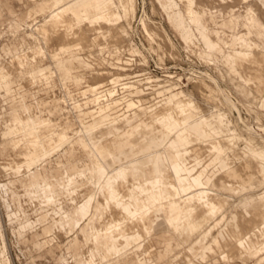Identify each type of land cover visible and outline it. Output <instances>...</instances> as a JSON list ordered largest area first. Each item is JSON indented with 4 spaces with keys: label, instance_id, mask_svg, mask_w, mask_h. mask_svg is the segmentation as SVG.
<instances>
[{
    "label": "rangeland",
    "instance_id": "1",
    "mask_svg": "<svg viewBox=\"0 0 264 264\" xmlns=\"http://www.w3.org/2000/svg\"><path fill=\"white\" fill-rule=\"evenodd\" d=\"M114 1L121 13L120 23L118 22L120 25L117 26L118 37H113V27L117 24L112 23L109 26V22H100L99 26L102 27L98 26L101 30H97L99 31L97 35L93 31L90 32L92 37L97 36L100 43L80 40L76 43L78 41L76 39L75 47L65 53L60 52L57 38L47 43L31 26L35 22H41L56 7L57 0H0V61L8 64L13 53L28 52L33 46H40L43 50L41 56L32 60V64L15 75L11 87L16 88V91L8 95L7 99L0 96V107L5 103L2 107L9 109L8 112L0 115V264H74L72 256L67 254V245L78 231L71 232L68 226L65 229L51 231L52 225L59 228L58 214L54 206L45 203L36 204L27 191H24L29 186L31 174L34 173L36 179L40 181L47 178L58 190L60 183L65 181L66 171L75 175L99 167L102 161L96 152L98 145L90 141L102 140L101 137L104 135L101 128L105 126L113 130L107 134V137L124 135L128 129L132 130L127 134L128 137H137L133 132L146 124V111L155 110L162 100L171 95L185 93L197 99L198 109L190 111L197 117L196 121L206 119L215 125L218 120L217 114L223 112V115L225 114L224 124L227 123L223 131L218 128L219 132L209 135L200 132L196 136L198 141L195 140L194 144L207 147V143L217 140L228 146L233 143L236 146L233 148L231 144L228 159H232L233 164L237 166H240L239 155L252 154L245 148V143L248 141H252L255 148L260 147L258 151L264 153V91L259 92L256 86L246 84L240 76L232 73L230 67L224 64V53L221 50H214V54L219 57L216 62L203 59L198 54V51L203 54L209 52L207 47L209 39L220 44L223 51H227L240 45L239 37L256 36L259 25H264V7L258 0H199L205 5L208 17L202 24H195L196 35L191 29L192 37L199 38V41L195 40L194 43L191 41L186 43L179 35V31L171 27L168 13L164 10L165 0H135L136 7L133 6L132 0ZM177 1L186 12V4L182 0ZM144 18L147 19V24H150L148 27L151 35L144 27ZM163 28L166 29L167 35L163 33ZM259 32L264 34V29ZM201 33L208 38L204 39ZM58 57L62 58L59 60ZM73 63L76 66H73ZM59 64L66 67L65 71L68 75ZM50 71L52 77L48 80H40L35 84L26 81L29 74L38 78L41 73ZM199 82H204L203 86L199 87ZM18 85L21 87L19 88ZM224 89L230 94L231 100L227 98ZM3 101L5 102L2 103ZM25 104L29 106L28 120H35L39 126L43 142L40 153L50 149L48 140L51 137L53 138L49 143L53 141L54 145H57L60 142V135L67 132L66 139L58 149L50 150L49 156L38 165L28 166L30 157L26 155L29 149L27 143L23 141V146L17 151L14 150L12 143L17 133H7L3 129L8 126V114H11L13 109L23 107L24 110ZM46 122L48 124H45ZM90 134L94 138L88 136ZM21 136L27 140L28 131L22 132ZM166 137L168 139L164 148L167 150L166 158L171 162L174 151L171 150L170 144L174 143L178 149H185L189 144L184 145L180 139H177L174 131L168 132ZM156 149L133 148L126 150V153L138 156ZM206 149L208 150V147ZM12 154L17 159L26 158L20 159L25 167V170L22 168L24 171L16 172L12 166L3 167L8 162L7 158L13 157ZM225 159L227 160V157ZM26 164L28 165L25 166ZM166 164L159 163L161 167H166ZM106 165L108 168L114 167L111 163ZM258 165L259 171L264 173V163ZM215 170L218 174L222 173L220 167H216ZM89 184L92 185V182L88 177L76 180L74 188L79 189L76 203L82 202L91 193L86 187ZM257 184L259 185L255 184L251 187L253 189L256 186L255 190L248 188V192L244 191L240 194L236 193L237 191H225L222 183L218 181L214 184L213 187L218 192L230 197L224 209L226 220L235 213L236 206L243 208L251 206L252 201L264 195V183L262 186L261 183ZM14 194L19 198L21 206L14 201ZM70 197L68 194L62 196L58 206L67 210L68 204L73 205ZM13 206L18 208L14 210ZM165 207L167 208V204ZM165 215L164 210L159 216L154 214L151 216L150 234L154 231L150 236L151 241L149 239L143 241L146 245L138 253H131L133 257L143 258L148 250L147 255L151 261H157L155 252L161 253L163 255L159 261L161 262L175 255L179 250L180 254L188 251L195 238L188 241V238L183 236L184 238L181 237L183 240L186 238L184 242L186 240V243L189 242L188 248L186 244L178 246L179 239L173 232L159 231L165 228V224L154 228L153 219L164 218ZM96 218L100 221L97 213ZM84 219L77 228L82 227ZM162 222L163 220L160 221ZM102 227L106 228V224L102 222V225H96L94 219L88 223L86 230L91 236L92 243L91 228L102 230ZM44 228L49 229V232ZM222 231L228 235V241H232L229 244H234V234L226 221L213 231L214 237ZM149 243L152 245L149 246ZM210 244L211 240L208 242V245ZM102 253L105 257L102 261L112 256L103 248ZM210 253H213V249ZM210 256L212 257L207 255V259H201L199 263L254 264L257 259L235 256L231 261L227 259L223 261L214 253ZM179 260L184 261V256L182 255Z\"/></svg>",
    "mask_w": 264,
    "mask_h": 264
},
{
    "label": "bare ground",
    "instance_id": "2",
    "mask_svg": "<svg viewBox=\"0 0 264 264\" xmlns=\"http://www.w3.org/2000/svg\"><path fill=\"white\" fill-rule=\"evenodd\" d=\"M187 1L188 9L186 16L181 10L175 9L178 5L174 4V0L166 1V9L170 24L189 42L192 38V30L188 27L187 23L189 25H200L206 21L208 16L205 5L199 0ZM258 2L264 7V0H258ZM120 18L121 13L114 0H59V2H56V7L41 22H35L31 26L47 43L57 38L59 40L60 52L67 53L75 47L74 43L76 39L78 40L76 43L79 40L84 42H99L97 36L92 37V33L90 32L93 31L97 35L101 30V28L100 30L98 28L100 22H109V26L112 23L113 25L114 23L117 24L113 27V37H118L119 28L117 26L120 25ZM146 20L144 18L143 23L146 31L149 33L148 26L150 24L148 25ZM99 27H102V25ZM163 29V33L167 35L166 29ZM97 30L99 31L97 32ZM150 30L152 29L150 28ZM154 33L156 32L154 31ZM149 34L151 35V33ZM201 35L204 39L208 38L203 33ZM239 38L240 45L232 47L227 51H223L224 49L220 44L209 39L207 42L209 54H203L200 51H198V54L203 59L214 60L216 62L219 60V57L217 54H214V50H221L224 53V64L230 67L232 73L240 76L246 84L256 86L259 92H263L264 34L257 31L256 36H241ZM96 45L98 44L96 43ZM42 52V47L33 46L28 52L13 54L8 64L0 61V96L7 99L8 95L16 91V88L11 87L12 82L16 78L15 75L32 64V60L41 56ZM54 55L57 57L56 53ZM58 58L60 60L62 57ZM74 65L76 66L75 63H73ZM59 66L65 71L66 67H63L62 64H59ZM70 66L72 65L70 64ZM65 74L68 75L66 71ZM51 77V71L41 73L38 78L29 74V78L26 81L35 84L40 80H48ZM199 83V87L204 84V82ZM205 86L209 87V85ZM18 87L20 88L21 85H18ZM244 90L246 91V89ZM223 91L227 98L231 100L232 98L227 90L224 89ZM21 96V99H23V95ZM198 104L199 102L195 97L185 93L165 98L155 110L148 109L146 111V124L133 132L137 137L127 136L129 132H132L131 129L125 131L124 135H117L114 138L107 137V134H110L113 130L103 126L101 128L104 135L101 137L102 140L93 142L89 140L92 144L98 145L96 152L100 161H102V163H99L100 166L91 171L80 172L75 175H71L66 171L64 173L65 181L64 183H60L58 190L52 186L47 178L40 181L36 179L34 173L31 174L29 186L24 191H27L29 197L36 204L45 203L46 205L55 207L54 210L59 217V229H65L68 226L67 221L70 219L68 211L58 206L60 205L59 201L61 202L62 196L70 195L72 204L77 205L75 212L81 217L80 219L73 220L74 228L80 227L81 220L89 215L96 195L99 198L101 207L98 208L97 214L100 221L106 224V228L102 227V230L91 228L90 232L92 233L94 245L92 243L93 247L88 251L85 264H96L102 261L105 258L102 248L113 256L140 242L145 235H150V218L153 214L155 216L162 214L164 200L170 201L172 217L169 219V223L180 237L185 236L189 241L193 240L194 236L201 235L198 238L196 237L197 239L195 238L196 240L189 246L187 252L177 254L164 264H200L197 256L206 247L208 239L214 236L213 231L218 229L223 221H226L231 232L234 234L235 247L233 248L235 250L234 252H228L227 249L223 248L227 244H231L232 241H228V235L222 231L219 238L216 239L218 243L209 246V253L207 255L211 258L212 256L210 255L214 253V255H218L222 260H232L235 256L245 257L246 259L257 258L254 264H264V195L256 201H252L251 203L253 204L251 206L244 208L236 206L235 213L231 215L229 220H226L224 209L230 197L224 196L213 187L218 181L222 183L225 191H237L236 193L240 194L244 191L248 192L255 184L259 185L257 183H261L260 185L262 186V183H264V173L260 172L257 166L264 163V153L258 151L260 147L256 149L254 143L248 141L245 143V148L252 154H249V156L238 154L241 160L240 166H237L233 164L232 159H228L232 146L233 148L236 146L233 143H231L232 146L231 144L228 146L219 140L213 141L207 143L208 150L204 144L205 147L200 144H194L195 140L196 142L198 141V137L196 136L200 132L208 135L217 133L219 132L218 128L223 131L224 125L227 123L225 121L226 123L224 124V112L217 114L218 120L215 125H212L206 119L196 121L197 117L191 114L190 111L198 109ZM27 108L29 106L25 104L24 110L23 107L21 109H13L11 114H8V126H5L3 129L7 133H17L16 139L12 143L14 150L17 151L22 147L23 141L27 143L30 153H28L29 149L28 151L23 150L24 152L27 151V154L23 153L27 156L29 155L30 165L26 164L25 166H31L40 164L44 158L49 156L48 152L50 150H57L59 145L66 139L67 132H63L60 135L59 144L55 143L57 145H54L53 141L49 143V140L53 138L51 137L48 140L50 149L40 153L43 142L40 137L39 126L35 120H28L30 113ZM1 109L0 115L9 110L5 106ZM45 124L48 123L46 122ZM24 131H28L29 137L27 140L21 136ZM170 131H174L175 137L180 139L184 145L189 144L185 149H178L174 143H171V150L174 151V157L171 162L166 158L167 150L164 148L168 139L166 134ZM115 134L118 133L115 132ZM88 136H91V134ZM133 148L157 149L138 156H133V153H126V150ZM12 155V158H7L8 162L4 163L3 167L12 166L16 172H21L25 168L20 162L21 158L17 159L14 154ZM226 157L227 160L225 159ZM160 162L167 163L166 167H161L159 165ZM106 163H111L114 167L108 168ZM216 167H220L222 173L218 174L215 170ZM83 177L91 179L92 185L96 189V195H91L84 201L76 203L79 189L74 188V183ZM18 181L20 182V180ZM255 187L253 188L254 190L257 188ZM13 199L21 206L16 194L13 195ZM17 208L18 206L14 210ZM175 214L177 215L175 216ZM222 214L224 215L220 217ZM118 242H122L123 245H119ZM212 249L213 253H210ZM182 255L184 256V261L179 260Z\"/></svg>",
    "mask_w": 264,
    "mask_h": 264
},
{
    "label": "crops",
    "instance_id": "3",
    "mask_svg": "<svg viewBox=\"0 0 264 264\" xmlns=\"http://www.w3.org/2000/svg\"><path fill=\"white\" fill-rule=\"evenodd\" d=\"M59 2V0H57ZM133 1V6L136 7V3H135V0H132ZM167 0H165L166 2ZM186 6H187V9H188V1L187 0H182ZM177 4L178 6L175 7V9H179L181 10L184 15L186 16L187 14V9H186V12L184 10H182V8L180 7V3L177 1V0H174V4ZM135 9V8H134ZM164 10L166 11V13H168L167 9H166V5L164 6ZM168 17V15H167ZM170 23V22H169ZM187 25H189V23H187ZM190 28L193 30V33L196 35V30L197 28H195L196 25H189ZM193 26V27H192ZM172 27V25H171ZM173 28V27H172ZM175 28V27H174ZM259 31H262L264 29V25L260 24L259 25ZM180 33V32H179ZM181 36V38L186 42V43H190L191 42H195V40L199 41V38H196V37H192L191 40H189V42H187L182 34L180 33L179 34ZM17 52L13 53V54H16ZM88 187L90 190H91V193H89L88 196H86L83 200L89 198L91 195H96V189L93 185H88L86 186ZM82 200V201H83ZM164 204V209L163 211L165 210L166 211V215L163 216L164 218H155L153 219L154 221V228H158L160 225H164L165 224V228L163 230H159V231H171L173 232L179 239V242L177 243L178 246L180 244H186L187 248H188V243L184 242V240L175 232V229L172 228L170 226V223H169V219L172 217V214L170 212V201L169 200H164L163 202ZM167 204V208L165 207ZM100 206V201H99V198L97 197L96 195V198H95V201L90 209V213L89 215L82 221V227L81 228H74V221L73 220H76V219H80V215H78L75 210H76V207L77 205L73 204V205H70L68 204L66 209L68 210V214L70 216V219L67 221V225L69 227V230L72 232V231H78V233L71 239V241L68 243L67 245V254H70L74 260V264H85L86 263V258H87V255H88V251L89 249L91 248L92 246V241H91V236L90 234L87 232L86 228L88 226V223L94 219L96 221V225H102V221H99L97 218H96V213L98 211V208ZM177 214H175L176 216ZM230 219V216L227 218V220ZM158 220V221H157ZM163 220L162 223H160V221ZM54 224V223H53ZM56 229H59V228H55L53 225H52V228H51V231L53 230H56ZM44 230L48 231L49 232V229L47 228H44ZM228 231V230H227ZM158 232V231H157ZM154 233V231L152 232ZM152 233L150 235H145V237L138 243L136 244H133L131 245L129 248H127L126 250H122L121 252L117 253L116 255H113V256H108L106 260L102 261V262H97L96 264H164L166 263L167 261H169L170 259L174 258L177 254H179L177 251L175 255L173 256H170L168 259L164 260V261H160V259L163 257V255L161 253H156V258H157V261H151V258L148 257V250L146 252V255L143 257V258H139V259H136L135 257H133L131 255V253L133 252H137L143 247L146 245V242H143V241H146V239H149L150 240V236L152 235ZM200 235L197 236V238L199 237ZM215 236V235H214ZM212 237L210 240H211V244L208 245V241L207 242V245L205 247V250L203 249L202 252L199 254V256H197V258L199 260L201 259H207V254L209 253V246H211L212 244H217L215 243V240L219 238L220 236V232H218L217 236L216 237ZM193 238H196V237H193ZM196 238V239H197ZM195 239V240H196ZM119 245H123L122 242H118ZM192 244V243H191ZM152 245L151 243H149V246ZM171 245V244H170ZM231 245L227 244V246H224L223 248L224 249H227L228 252H234L235 247L234 244H232V246L230 247ZM188 250V249H187ZM104 253L106 254V252L104 251ZM206 254V256H205ZM219 257V256H218ZM220 258V257H219ZM231 261V260H230ZM255 263V262H254ZM233 264V263H232Z\"/></svg>",
    "mask_w": 264,
    "mask_h": 264
}]
</instances>
